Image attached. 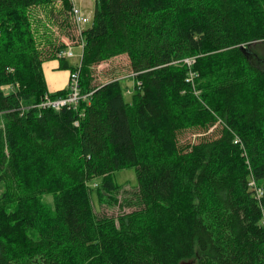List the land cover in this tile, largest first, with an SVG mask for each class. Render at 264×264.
Returning a JSON list of instances; mask_svg holds the SVG:
<instances>
[{"label": "trees", "instance_id": "obj_1", "mask_svg": "<svg viewBox=\"0 0 264 264\" xmlns=\"http://www.w3.org/2000/svg\"><path fill=\"white\" fill-rule=\"evenodd\" d=\"M70 11L0 0V264H264V197L249 187L264 188V0H96L82 37ZM81 38L78 67L59 53ZM123 57L129 100L97 76ZM56 61L80 70L77 107L40 106L70 94L49 91ZM127 168L138 185L120 203ZM94 190L132 210L98 214Z\"/></svg>", "mask_w": 264, "mask_h": 264}, {"label": "rangeland", "instance_id": "obj_2", "mask_svg": "<svg viewBox=\"0 0 264 264\" xmlns=\"http://www.w3.org/2000/svg\"><path fill=\"white\" fill-rule=\"evenodd\" d=\"M54 6L55 7H54L53 11L55 12V14L57 12H60L63 8L61 1H58L57 3H55ZM95 6H96V0H84L83 9L86 12V14L88 16H90L91 18H93V16H94ZM48 10H51V8H49V9L38 8V9H36L35 14H36V16H38L39 18H41L42 20H45L47 22ZM70 18H71V22H73L74 20H73L71 13H70ZM47 24L50 28V31H48V32H49V34H51V37L53 39L60 38L61 37V30H60V27L58 25V22L53 23V22H49V20H48ZM77 33L79 35L78 31H77ZM65 42H66L67 46L73 47L75 57L73 59H69L68 63L70 65L75 66L81 61V58L83 55V43L80 44V42H70L68 39H65ZM56 62L60 63V61H56ZM59 72L62 76H65L68 73V70H59ZM97 76H98V79L100 82H105L106 80H108L114 76L119 77L121 80L122 87L126 92L125 93L126 99L127 100L130 99L131 94L134 91L135 81H134V79H132V71L129 67V62H128L127 58H125V57L118 58L113 63L102 64L101 66H99L97 68ZM62 86L64 87L63 89L68 88V83L66 81L62 82ZM199 134H200V131H196V130L187 131L182 135L181 143L182 144L195 143L199 139L198 138ZM114 180H115V183L117 185L122 187L119 194H118L120 203H122L124 198L131 196V193H133L136 190V187L138 185L136 169L135 168H127V169L117 171L114 173ZM95 182L100 183L101 179H96ZM262 183H264V181ZM96 194H97V191L94 190V192L92 193V197H93V203H94L95 211L98 214L116 216L122 212H128V211L132 210V209H128L126 207L122 209L119 205L120 203L118 205L114 206V205L109 204V202H107V201L100 202L99 198ZM46 201L49 204L53 205L52 197H47ZM183 264H198V263L196 260H191L188 262H184Z\"/></svg>", "mask_w": 264, "mask_h": 264}, {"label": "built area", "instance_id": "obj_3", "mask_svg": "<svg viewBox=\"0 0 264 264\" xmlns=\"http://www.w3.org/2000/svg\"><path fill=\"white\" fill-rule=\"evenodd\" d=\"M71 4V15L73 17V22L75 23L76 29L79 32V36L82 37L83 32L86 30L88 25L91 23L92 18L86 14V12L83 9V3L84 0H69ZM82 38L80 44H82ZM84 48V43H83ZM59 57L61 58H69L72 59L75 57V53L73 51V47H69L68 49L62 51L59 53ZM184 62L191 68L193 64L196 62L195 58H188L185 59ZM80 67V64L78 65ZM80 70L79 68L77 70H74L70 74V81H69V88H70V94L67 98H58V99H52L49 95H46L40 106L42 108H53L57 111L62 110L65 107H77L80 100L83 98L81 95L80 90ZM191 80L193 79L194 74L191 73ZM141 85V83H139ZM249 187L252 192L255 193L256 197L261 200L264 197V188L260 187L256 180L254 178L251 179L249 183ZM264 223V219H263Z\"/></svg>", "mask_w": 264, "mask_h": 264}, {"label": "crops", "instance_id": "obj_4", "mask_svg": "<svg viewBox=\"0 0 264 264\" xmlns=\"http://www.w3.org/2000/svg\"><path fill=\"white\" fill-rule=\"evenodd\" d=\"M58 67L59 62H47L45 64V75L49 86V91L51 93H55L58 90H62L64 88L62 86V82L66 81L69 84V71L65 76H62L59 70L57 69Z\"/></svg>", "mask_w": 264, "mask_h": 264}]
</instances>
